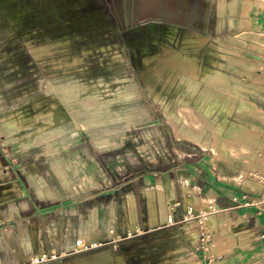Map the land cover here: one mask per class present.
Returning a JSON list of instances; mask_svg holds the SVG:
<instances>
[{
    "label": "rangeland",
    "instance_id": "obj_1",
    "mask_svg": "<svg viewBox=\"0 0 264 264\" xmlns=\"http://www.w3.org/2000/svg\"><path fill=\"white\" fill-rule=\"evenodd\" d=\"M0 7V210L34 202L41 187L74 193L68 211L57 214L72 222L75 252L51 254L57 258L41 264L62 257L76 264L105 252L114 257L109 264H234L229 253L237 242L225 215L205 204L193 220L168 226L173 221L163 218L171 215L165 185L176 173L180 178L188 135L221 165H231L220 154L226 150L264 175L260 101L252 98L244 110L239 96L210 87L169 57L158 63L167 50H181L194 28L208 32L203 19L211 2L0 0ZM240 38L237 49L211 37L187 50L201 67L220 69L260 94L256 70L263 66L248 61L242 49H257L245 40L264 44V36ZM40 47L49 51L37 52ZM131 82L141 97L119 100L118 91ZM134 108L150 117L129 121ZM21 120L20 129L5 126ZM204 135L213 147L198 142ZM38 207L21 216H34ZM101 226L102 240L84 245L87 233H100ZM246 252L240 264H264V248Z\"/></svg>",
    "mask_w": 264,
    "mask_h": 264
},
{
    "label": "crops",
    "instance_id": "obj_2",
    "mask_svg": "<svg viewBox=\"0 0 264 264\" xmlns=\"http://www.w3.org/2000/svg\"><path fill=\"white\" fill-rule=\"evenodd\" d=\"M208 1L212 4V11L203 20L209 22V30L207 32L204 29L201 31L194 28V32L206 39L218 37L221 41L229 42L228 45L234 49L238 48L239 39H242L240 35L244 33L264 36V0ZM245 41L257 48L242 49V52L248 61H255L263 66L262 69H257L256 73L262 80L260 95H264V44L249 38ZM259 47H263V51ZM250 82L255 81L251 79ZM259 103L262 105V114H264V101ZM258 122L262 129L264 122ZM186 142V149L181 151L180 178L176 173V179L171 176V180H168V184L165 185L173 221L168 226L200 217L202 206L205 203L210 204L209 211L228 218L237 242L231 249L229 258L234 260V264H240V260L247 258L246 251L253 250L255 246L257 250L264 248V213H259L255 206L246 205L248 201L264 199V180L262 181L264 175L257 177L254 168H248L236 159L231 163L232 165L223 166L205 155L201 145L192 140ZM260 156L264 159V152ZM39 191L41 193L34 195V202L25 200L22 203H16V206L9 204L7 209L1 208L0 264H25L30 262L29 258L38 255L49 256L61 252L63 254L75 252V247L72 252L68 250L69 245L75 246L72 238V222L67 217L68 214L66 218L59 217L57 214L59 211H68L65 209L73 204L74 193L62 194L58 189L49 186L41 187ZM132 194L135 199V192ZM84 200L87 198L85 197ZM33 206H39L38 210L36 209L38 213L36 212L28 219L23 218L21 213L32 210ZM104 208L105 205L101 203L100 209ZM95 209L98 210V207ZM92 211L93 208L90 209V212ZM195 212L199 216L190 218V215ZM76 215L77 211H72V217ZM198 221L197 219L192 222ZM210 225H214L213 228L217 226L215 223ZM103 228L102 226L100 228L101 236L105 232ZM197 228L200 226L198 225ZM34 230L38 233L36 237L33 235ZM92 234L94 233H87V236ZM24 236L28 239L24 240ZM243 252L246 253L243 254ZM67 259L62 257L56 262L45 264H68Z\"/></svg>",
    "mask_w": 264,
    "mask_h": 264
},
{
    "label": "bare ground",
    "instance_id": "obj_3",
    "mask_svg": "<svg viewBox=\"0 0 264 264\" xmlns=\"http://www.w3.org/2000/svg\"><path fill=\"white\" fill-rule=\"evenodd\" d=\"M1 8V7H0ZM3 11V10H2ZM173 31L176 30V28H172ZM205 40L206 38L203 37L202 35L196 33V32H190L188 35H186V37L184 38V46H182L181 50H175V49H171V51H166L165 55L162 57V59H159L160 64H162V62H165L166 60H168L167 58L169 57V59H171L173 62H175L176 64H179L181 67L185 68L187 71L190 72V74L194 77H198L200 79V81L205 82V84H209L210 87L212 85V87L214 86V88L216 87L217 89H224L226 91H228V93H230L231 95H237L241 98L240 101V108H244V110L249 111L250 107L249 104L252 99V96H254V98H256L259 101H264V95H260L257 94L255 92H253L249 87L246 86V84H243L240 81H236V80H231L229 78V76L227 74H225L224 72H222L220 69H212V68H208V67H201L197 61V58L194 57L193 55H191V53L189 54V51L187 49H194L197 50L199 49L202 45H205ZM216 43V42H215ZM209 46V45H208ZM209 48V47H208ZM167 49V48H165ZM260 50L263 51V47H259ZM37 52H47L49 51V47H40L35 49ZM201 50V49H200ZM43 54V53H42ZM41 55V54H40ZM162 56V55H161ZM213 56V55H212ZM199 58V57H198ZM153 59H149V61H151ZM222 60V59H221ZM219 62V60H218ZM227 62V61H226ZM234 62V61H233ZM169 63V62H168ZM217 63V62H216ZM170 64V63H169ZM219 64V63H218ZM222 63H220L221 65ZM235 64V63H234ZM163 65V64H162ZM171 65V64H170ZM168 66V65H167ZM166 66V67H167ZM161 67V66H160ZM159 67V68H160ZM163 67V66H162ZM176 66L174 65V68ZM241 67V66H240ZM243 67V66H242ZM261 67V65H260ZM157 67H154V72L155 73H160L158 72V69H156ZM172 68V67H171ZM216 68V67H215ZM246 68V67H245ZM177 69V68H176ZM182 69V68H181ZM160 70V69H159ZM164 70V69H162ZM171 70V69H170ZM260 70V69H259ZM175 71V70H174ZM162 72V71H161ZM163 73V72H162ZM161 73V75H162ZM165 73V72H164ZM160 75V76H161ZM174 75V74H173ZM241 75V74H240ZM157 76V75H156ZM163 76V75H162ZM161 76V77H162ZM158 78V77H157ZM249 80V78L247 79ZM246 80V81H247ZM250 83V81H249ZM150 90H153V87L148 83ZM208 85V86H209ZM261 87V86H260ZM140 88V87H139ZM77 90V89H76ZM75 90V91H76ZM74 91V90H73ZM72 91V92H73ZM68 92V91H66ZM154 92V91H153ZM99 93V92H98ZM152 93V92H151ZM118 99L119 100H130V99H139L141 97V93L138 89V85L134 84L133 82H131L129 85L125 86L124 88H122L121 90L118 91ZM69 95V96H68ZM98 95V94H97ZM72 94L71 93H67L66 97L67 99L70 101L72 99ZM78 96V95H77ZM94 97V96H93ZM77 99V98H76ZM79 99V98H78ZM99 99V98H98ZM74 100V99H73ZM95 100V99H94ZM100 100V99H99ZM107 102V101H106ZM102 105V104H101ZM100 105V106H101ZM109 107V106H108ZM55 108V107H54ZM262 112L263 109L262 107H258ZM150 114L148 112L147 109H136L134 108L129 114H127V119L129 121L135 120V119H145V118H149ZM24 121H11L6 123V127L9 129H20L23 125ZM174 123V122H173ZM129 124H127L128 126ZM195 135V134H194ZM188 139L194 140V138L192 137V135H188L187 136ZM103 141L98 142V144H101ZM198 142L200 144H202L205 147H213V143L210 139V136L208 135H204L201 138L198 139ZM216 153L220 152V149L218 151V148H214ZM218 151V152H217ZM223 157H226L228 162L233 163L234 161V157L232 156V154L226 152L225 151H221L220 153ZM263 162V160H262ZM1 163V162H0ZM232 165V164H231ZM263 165V164H262ZM59 167V166H58ZM264 168V167H263ZM59 172L60 168H58ZM247 174V173H246ZM243 178V177H242ZM64 183L66 186L70 185V181L67 179H64ZM132 204V202H131ZM206 204V203H205ZM135 205V204H134ZM136 206V205H135ZM210 206V204H209ZM187 207V206H186ZM136 211V210H135ZM137 215V214H136ZM164 219H168V221H172V216L168 215L167 217H163ZM156 216L154 211L152 212L151 218H150V223L151 224H155L156 223ZM98 232V231H97ZM33 235L34 237H36L38 235L37 231L34 230L33 231ZM101 233H97V234H92V235H88L85 236V242L84 245H95L97 243L98 240H100L101 238ZM28 239L27 236H24V240ZM74 248V246L69 245L68 249L72 250ZM43 256L38 255L37 258H42ZM35 257H31L29 258L30 262L34 259ZM92 258V260H91ZM89 260V257L87 258H81L78 259L75 263L76 264H86V263H91V264H109L113 262L114 257L112 256L111 253L109 252H105V253H101V254H96L93 257H91Z\"/></svg>",
    "mask_w": 264,
    "mask_h": 264
},
{
    "label": "built area",
    "instance_id": "obj_4",
    "mask_svg": "<svg viewBox=\"0 0 264 264\" xmlns=\"http://www.w3.org/2000/svg\"><path fill=\"white\" fill-rule=\"evenodd\" d=\"M264 180V178L262 179ZM246 205H252V206H255L258 210L259 213H264V199L262 200H258V201H248L246 203ZM57 258V255H52L51 257H46L43 256L42 258H37V256H35V258L30 262V264H41V263H44L45 261H49V260H52V259H56Z\"/></svg>",
    "mask_w": 264,
    "mask_h": 264
}]
</instances>
